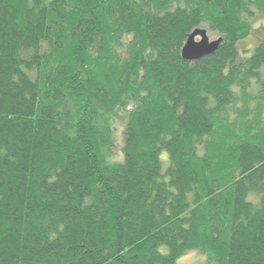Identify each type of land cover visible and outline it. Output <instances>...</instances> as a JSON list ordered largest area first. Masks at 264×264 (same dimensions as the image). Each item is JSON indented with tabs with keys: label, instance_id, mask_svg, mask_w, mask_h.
Listing matches in <instances>:
<instances>
[{
	"label": "trees",
	"instance_id": "trees-1",
	"mask_svg": "<svg viewBox=\"0 0 264 264\" xmlns=\"http://www.w3.org/2000/svg\"><path fill=\"white\" fill-rule=\"evenodd\" d=\"M257 15L0 0V264H264V26L238 48ZM201 25L221 42L186 62Z\"/></svg>",
	"mask_w": 264,
	"mask_h": 264
},
{
	"label": "water",
	"instance_id": "water-1",
	"mask_svg": "<svg viewBox=\"0 0 264 264\" xmlns=\"http://www.w3.org/2000/svg\"><path fill=\"white\" fill-rule=\"evenodd\" d=\"M220 42V37L210 40L207 30L197 27L187 36L180 50V56L186 62H196L214 53Z\"/></svg>",
	"mask_w": 264,
	"mask_h": 264
},
{
	"label": "rangeland",
	"instance_id": "rangeland-1",
	"mask_svg": "<svg viewBox=\"0 0 264 264\" xmlns=\"http://www.w3.org/2000/svg\"><path fill=\"white\" fill-rule=\"evenodd\" d=\"M262 26H264V17L257 15L253 21V28L251 34L238 44V48L242 50L254 46L257 43L258 38L260 37V33H261L260 30ZM200 28H205L207 30L205 25H201ZM208 32L209 31L207 30V33ZM208 36L210 40L215 39L217 37V35L211 34L210 32L208 33ZM239 120H241V122L243 123H247L246 118H240ZM221 130L225 131L223 125L220 128V131ZM117 134L119 133L117 132ZM164 158H165V154L162 153L161 159L163 160ZM176 264H210V263H208L206 257L203 254L194 250V251H188L180 258H178Z\"/></svg>",
	"mask_w": 264,
	"mask_h": 264
}]
</instances>
